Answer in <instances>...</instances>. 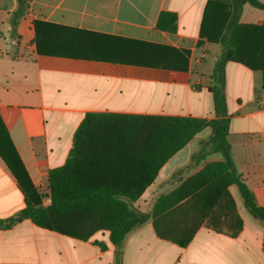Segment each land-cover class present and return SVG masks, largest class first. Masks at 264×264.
Listing matches in <instances>:
<instances>
[{
  "label": "crops",
  "instance_id": "0c3cea01",
  "mask_svg": "<svg viewBox=\"0 0 264 264\" xmlns=\"http://www.w3.org/2000/svg\"><path fill=\"white\" fill-rule=\"evenodd\" d=\"M208 1L31 0L29 12L14 28L17 0H0V118L40 192L49 193V171L65 163L89 113L217 117L210 87L222 45L200 35ZM163 11L177 14L175 31L158 26ZM239 22L247 26L236 32L249 40L256 30L248 25H264V9L246 3ZM225 74L232 157L264 206V113L257 97L263 71L229 61ZM210 133V128L202 130L174 154L131 206L150 212L164 184L175 180L179 185L206 163L222 160L221 153L193 159ZM171 161L174 165L166 170ZM13 165L24 179L16 160ZM25 206L19 180L0 154V217ZM263 243L261 225L251 231L244 224L236 237L203 225L180 247L160 238L149 219L127 234L122 264H264ZM115 263L109 231L79 240L30 219L0 229V264Z\"/></svg>",
  "mask_w": 264,
  "mask_h": 264
},
{
  "label": "trees",
  "instance_id": "16d2710c",
  "mask_svg": "<svg viewBox=\"0 0 264 264\" xmlns=\"http://www.w3.org/2000/svg\"><path fill=\"white\" fill-rule=\"evenodd\" d=\"M30 2L17 0L11 20L14 28L29 12ZM246 3L264 9L260 0H209L203 15L201 38L222 45L210 87L217 117L87 114L74 134V144L65 163L49 171L48 204L30 180L0 118V154L18 178L26 201V206L15 215L0 217V229L30 219L41 228L79 240H88L98 231H109L116 247L115 264H122L127 234L149 219L160 238L180 247H186L203 225L223 232L222 217L216 216V211L218 208H224L226 213L236 211L230 189L233 185L250 213L264 222V206L257 202L238 172L228 139L227 62L261 69L264 75V39L261 38L264 25H248L256 30L249 40L242 37V31L236 32L237 27L241 30L247 26L239 22ZM177 23L175 12L163 11L158 26L175 31ZM206 128L211 133L201 140L193 159L201 161L212 153H221L223 159L206 163L177 187L160 194L150 212L134 209L131 203L155 181L162 166ZM13 160L22 168L24 179L16 173ZM243 227L244 222L239 218L237 227L229 233L236 237ZM101 246L105 248L104 244Z\"/></svg>",
  "mask_w": 264,
  "mask_h": 264
},
{
  "label": "rangeland",
  "instance_id": "374dc122",
  "mask_svg": "<svg viewBox=\"0 0 264 264\" xmlns=\"http://www.w3.org/2000/svg\"><path fill=\"white\" fill-rule=\"evenodd\" d=\"M194 146V143H193ZM179 160L173 161L174 163H177ZM174 163H170V165L168 167H166V170H169ZM178 184L177 182H175V180L171 181L169 184H164L162 187H160L158 189V192L162 194V192L165 193V191L169 190L170 188L176 187ZM235 195H236V199L238 201V205L236 202V211L233 212H227L224 208H218L216 211V216H221V222H222V226L224 231H232L233 228L237 227V222L239 218H242L244 224H246L247 228L251 231L257 230L260 228H262V231L264 232V223L263 221H261L259 218L255 217L253 214L250 213V211L246 208V206L244 205L242 196L240 194V192L234 188L233 189ZM43 196H44V203L48 204L50 199H48V192L42 191ZM133 203V202H132ZM149 208V206H148ZM151 211V210H150ZM227 214L226 216H224V214Z\"/></svg>",
  "mask_w": 264,
  "mask_h": 264
},
{
  "label": "built area",
  "instance_id": "2783aa9c",
  "mask_svg": "<svg viewBox=\"0 0 264 264\" xmlns=\"http://www.w3.org/2000/svg\"><path fill=\"white\" fill-rule=\"evenodd\" d=\"M258 102H259V109L261 112L264 113V86L262 89L257 93Z\"/></svg>",
  "mask_w": 264,
  "mask_h": 264
}]
</instances>
